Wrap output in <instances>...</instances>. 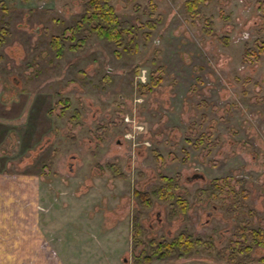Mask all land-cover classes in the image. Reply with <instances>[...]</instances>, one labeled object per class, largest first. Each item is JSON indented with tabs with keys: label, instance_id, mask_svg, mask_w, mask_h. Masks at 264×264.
<instances>
[{
	"label": "rangeland",
	"instance_id": "374dc122",
	"mask_svg": "<svg viewBox=\"0 0 264 264\" xmlns=\"http://www.w3.org/2000/svg\"><path fill=\"white\" fill-rule=\"evenodd\" d=\"M262 1L208 0L193 16L184 0H111L139 27L134 38L118 46L90 34L58 58L50 38L69 34L84 0H0L11 30L0 45V213L11 217L0 264H133L150 238L180 230L204 242L149 264H230L231 245L264 228ZM152 71L159 83L140 88ZM161 174L177 178L185 213L137 202L133 190H152ZM215 177L217 197L205 189ZM262 254L253 245L247 264Z\"/></svg>",
	"mask_w": 264,
	"mask_h": 264
},
{
	"label": "trees",
	"instance_id": "16d2710c",
	"mask_svg": "<svg viewBox=\"0 0 264 264\" xmlns=\"http://www.w3.org/2000/svg\"><path fill=\"white\" fill-rule=\"evenodd\" d=\"M20 1L25 2L28 0ZM207 1L208 0H184L183 5L185 12L189 15L195 16L200 12V4ZM262 4H264V1H262ZM0 7L2 10L8 11V8L3 4H1ZM82 8L79 18L72 26L68 27L69 34L65 36L53 35L50 38L49 45L54 50L56 57H62L66 48L69 50L82 48L90 34H95L98 38L121 46L126 42L128 37L134 38L135 31L139 29L138 26L119 17L111 0H84ZM146 24H148L150 28L154 27V22L151 19H147ZM86 27H89L87 30L88 32H83L80 35V31H86ZM205 29L208 32L211 31L209 25L206 26ZM10 33L11 30L9 26L6 23H0V45H2ZM145 34L147 38L150 32L146 31ZM67 39L70 40L69 44H66ZM257 46L258 50L255 53L256 58L259 53H264V42L261 40ZM2 57V53H0V58ZM159 80L160 76L152 71L146 82L139 83V87L144 90L148 89L147 91H149L150 88L159 83ZM56 101L57 103H62L60 111L61 114H64L65 108L68 105V98H59ZM78 115L79 112L76 111L72 118L75 119ZM106 166L111 170H117V175H122L116 163L107 162ZM220 181L219 178H212L208 187L205 188L206 190H209L214 197H217L224 188V183H221ZM177 187L178 181L175 176L161 174L159 175L158 184L152 190L134 189L133 195L137 202L142 206H150L152 199L156 198L168 204L170 215L178 212L185 213L188 208V198L185 194L178 193L176 191ZM132 225L134 228V242L136 244L139 240L138 236L143 230L139 219V212L134 214ZM249 235V242H246L245 238L242 237L237 239L234 245H231V250L227 255V261L230 264H247L246 259L249 258V252L253 245L259 247V249L263 251V254L259 256L258 264L264 262V228L252 227L249 229ZM203 242L204 240H201V238L191 237L186 230H180L172 238H162L160 240L150 238L148 241V249L143 248L139 249L138 252H135L133 264H149L155 257L164 258L170 256H183L188 254L195 245H199ZM237 245H239V247L236 250Z\"/></svg>",
	"mask_w": 264,
	"mask_h": 264
},
{
	"label": "crops",
	"instance_id": "0c3cea01",
	"mask_svg": "<svg viewBox=\"0 0 264 264\" xmlns=\"http://www.w3.org/2000/svg\"><path fill=\"white\" fill-rule=\"evenodd\" d=\"M28 193H29V191L27 190L25 193H24V195H28ZM2 205L4 204V206H5V203H1ZM38 223H37V225H38V227L39 228H41L42 226H41V221H40V212H38ZM11 222V217H6V215H4V217H3V214L2 213H0V231L2 232V231H5L6 230V227L7 226H9V223ZM43 232H45V233H43ZM37 233H39V234H41V235H43V236H45V235H48L47 234V232H46V230H43V228L41 229V231H37V232H33V234H31V233H28V234H26L23 238H25V239H30L31 237H34L35 235ZM39 238L41 239V237L39 236ZM24 246H26V245H24ZM49 246H51V244L49 245ZM43 247H44V249H43ZM43 247L41 246V248H42V250L41 251H43L44 252V254H47L48 255V251L46 250V247L43 245ZM40 248V249H41ZM51 248H52V246H51ZM49 257V256H48ZM50 261H52V262H55L56 260L54 259V258H52Z\"/></svg>",
	"mask_w": 264,
	"mask_h": 264
},
{
	"label": "water",
	"instance_id": "95a60500",
	"mask_svg": "<svg viewBox=\"0 0 264 264\" xmlns=\"http://www.w3.org/2000/svg\"><path fill=\"white\" fill-rule=\"evenodd\" d=\"M192 176H193V177H194V176H198V177L200 176V177H203V174H202V173H194Z\"/></svg>",
	"mask_w": 264,
	"mask_h": 264
},
{
	"label": "built area",
	"instance_id": "2783aa9c",
	"mask_svg": "<svg viewBox=\"0 0 264 264\" xmlns=\"http://www.w3.org/2000/svg\"><path fill=\"white\" fill-rule=\"evenodd\" d=\"M144 71H145V70L142 69L143 75H144ZM140 76H141V73L139 74V77H140ZM140 79L143 81L144 78H143V77H140Z\"/></svg>",
	"mask_w": 264,
	"mask_h": 264
}]
</instances>
